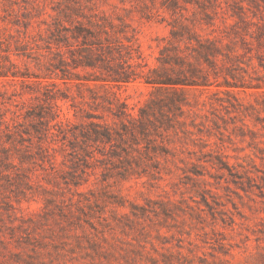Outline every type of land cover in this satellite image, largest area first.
Segmentation results:
<instances>
[{
  "label": "rangeland",
  "instance_id": "374dc122",
  "mask_svg": "<svg viewBox=\"0 0 264 264\" xmlns=\"http://www.w3.org/2000/svg\"><path fill=\"white\" fill-rule=\"evenodd\" d=\"M65 4L124 45L129 82L57 78ZM0 40L30 76L0 77V264H264V0H0ZM165 78L184 84L146 83ZM89 123L110 143L74 139Z\"/></svg>",
  "mask_w": 264,
  "mask_h": 264
},
{
  "label": "trees",
  "instance_id": "16d2710c",
  "mask_svg": "<svg viewBox=\"0 0 264 264\" xmlns=\"http://www.w3.org/2000/svg\"><path fill=\"white\" fill-rule=\"evenodd\" d=\"M70 1V0H67ZM70 10H77V8L70 6V4H65L63 7H60L59 9H55L59 16H64L65 20L59 21L57 19L56 22L53 23L54 29L50 30V38L51 41L48 45V50H51L52 52V44L56 48V52L54 51V55L58 56V59L56 63L53 65L54 70H58L60 73H55L58 79H60L62 82H67L71 80L72 76H77V73L72 72L71 69H76L78 67L82 68H99L101 70L106 71L107 75L101 81H104L105 83H111V84H120V83H126L131 80V71L127 72L122 67V64H118V67H122V71L113 68L110 65H107V62H110V60L107 59H115L114 52H118V49L123 48L124 45L120 41H111V39L108 36V32L106 29H104V26L102 24H99L97 21H92L88 19L85 15L82 13H76L74 14L75 18H72L69 11ZM78 18L86 19L87 26L83 23L82 20H79ZM63 21L68 22L69 26H65L63 24ZM28 23L25 24L24 28L27 29ZM104 33L106 37L104 38L105 43L100 38V34ZM81 41V51L78 49H74L72 47V41ZM4 44L3 41L0 40V52H1V45ZM21 45L16 47V51L19 52ZM65 48L68 53V57H64V54L60 51V49ZM4 52L3 55H0V59L2 61H6L7 64L0 65V77L1 78H11V80L15 79H22L21 81H25L26 79H29L30 76L27 74L19 73V71L15 70V64L10 60L9 57V49L2 50ZM75 52H83L84 54L81 55V59L78 61L74 59L73 55ZM18 54V53H16ZM121 56V54H120ZM123 62V61H122ZM125 64L127 61L124 62ZM126 66H129V64H126ZM39 78V77H34ZM176 82H182V81H174V79H149L146 80V83L148 84H156V85H169L174 86L177 84H184V83H176ZM51 85H56V82H53ZM53 95L46 94L45 100H53ZM40 112H35L33 114V117L38 118L41 125L45 124V128L43 131H41L42 135L46 137L50 133H52L51 129L55 128L57 131V134L61 135L62 139H65L67 137V131L69 130V122H64L62 119L59 118V113L53 109L48 110L49 112L43 111L44 106H40ZM126 111H122V114H125ZM32 113H29L28 115H31ZM141 114H144L141 112ZM48 115V117L46 116ZM126 115L133 117L131 114ZM49 118V119H46ZM134 118V117H133ZM53 122V123H52ZM142 124V123H141ZM88 126L91 127V131L89 130H81L79 132V135L77 136L76 133H72V136L74 139H77L78 137H81V140L83 142L85 141H91L93 143H100V144H106L110 143L112 139V134L110 129L107 126L101 125L99 123H89ZM7 131L10 132L9 126L6 127ZM139 134L146 136L145 129L139 126ZM40 132V131H39ZM53 135V134H52ZM120 136V135H119ZM131 136L135 138L134 133H131ZM124 152L128 155V152L123 149ZM6 150L2 149V152L5 153ZM9 155H5L4 160H8ZM230 172V170H229ZM229 174H232L231 172Z\"/></svg>",
  "mask_w": 264,
  "mask_h": 264
}]
</instances>
